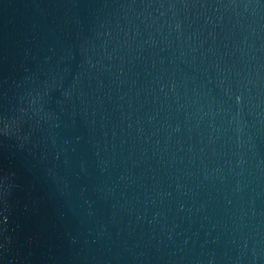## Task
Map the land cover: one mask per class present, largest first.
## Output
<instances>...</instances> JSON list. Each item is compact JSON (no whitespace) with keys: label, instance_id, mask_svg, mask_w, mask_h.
<instances>
[{"label":"water","instance_id":"95a60500","mask_svg":"<svg viewBox=\"0 0 264 264\" xmlns=\"http://www.w3.org/2000/svg\"><path fill=\"white\" fill-rule=\"evenodd\" d=\"M0 264H264V0H0Z\"/></svg>","mask_w":264,"mask_h":264}]
</instances>
